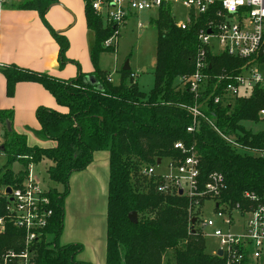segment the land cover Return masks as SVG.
Segmentation results:
<instances>
[{
  "label": "trees",
  "instance_id": "1",
  "mask_svg": "<svg viewBox=\"0 0 264 264\" xmlns=\"http://www.w3.org/2000/svg\"><path fill=\"white\" fill-rule=\"evenodd\" d=\"M54 3L56 0H27L18 7L39 11L47 23L44 16ZM86 15L88 27L95 36L91 49L95 70L91 75L96 83L87 81L90 74L81 71L75 78L64 80L14 64L0 68L6 78L7 96L14 95L20 82H38L60 106L68 109L66 113L46 106L37 109L41 125L38 135L55 141L53 147H30L24 136L6 128L2 153L8 158L0 167V217L7 214L3 191L20 184L27 177L31 163L48 159L51 161L47 169L50 180L61 184L64 190H51L54 216L49 232L52 241L38 245L35 264H92L77 259L83 250L81 244L60 245L64 203L71 175L85 170L93 162L95 151L108 150L106 264H164L170 250L175 252L173 264H224L222 257L206 253L205 238L196 228L197 221L192 222L191 203L186 196L159 193L156 178L150 179L147 194L133 183L141 165H156L160 158L179 156L174 144L182 141L200 154L202 185L212 172L224 175L227 189L221 196L223 200L243 203L245 191L264 194V157L237 151L204 118L198 120L194 131H188L194 124L193 114L188 110L195 104L194 96L187 89H177L175 84L179 77L194 71L200 23L190 30H182L175 25L169 7L161 8L151 22L158 31L155 85L145 94L134 80L126 81L131 69H121L119 85H114L109 74L100 69L101 53L115 49L103 45L113 30L104 28L89 4H86ZM51 31L59 44L60 64L64 66L71 61L66 56L69 41L61 32ZM210 60L212 74L224 69L231 71L243 64L226 53ZM263 103L264 93L255 90L251 97L239 98L233 110L211 104L206 114L216 127L236 136L243 145L264 148V129L253 132L242 124L247 120L258 121ZM0 115L4 120H11V114L1 112ZM15 161L23 165L22 170H13ZM132 211L138 213L137 224L128 217ZM22 239L23 232L7 224L6 230L0 233V264L4 263L3 256L8 250L22 249Z\"/></svg>",
  "mask_w": 264,
  "mask_h": 264
},
{
  "label": "built area",
  "instance_id": "2",
  "mask_svg": "<svg viewBox=\"0 0 264 264\" xmlns=\"http://www.w3.org/2000/svg\"><path fill=\"white\" fill-rule=\"evenodd\" d=\"M101 18L104 28H112L113 34L104 41L106 48L118 45L121 28L132 16L151 9L169 7L175 25L182 30H190L200 23L197 32V53L194 71L178 78V89H187L195 104L188 107L193 114L194 124L189 132L196 129L198 120L204 118L220 134L222 139L241 153L264 157V148L243 145L234 135L216 127L206 111L211 104L229 107L233 110L239 98L251 97L255 90L264 93V0H85ZM180 2L188 13L185 21H176L171 6ZM10 0H0L1 15ZM193 11V13H192ZM139 27L142 23L139 22ZM210 31V32H209ZM223 53L243 62L231 71L223 70L212 74L211 57ZM3 64H0V68ZM135 76V74H132ZM111 80V77H109ZM230 110V111H231ZM257 126L264 129V103L258 112ZM6 121L0 115V147L6 133ZM174 148L179 156L165 158L166 172H158L165 159L156 165H143L142 174L156 178L159 193L164 195L182 194L191 203V214L205 200L214 202L215 217L201 222V227L210 230L218 239L213 253L221 249L224 264H250L264 258V194L245 191L242 202H232L221 198L227 189L224 175L212 172L203 183L200 154L178 141ZM0 150V156L2 155ZM34 163L29 165L27 177L8 194L6 217H0V232L7 224H12L23 232L22 249L8 250L3 256V264H35L37 247L42 242H51L49 227L54 216L52 188H44L35 175ZM193 216V214H192ZM195 218V217H194ZM198 220V217H196ZM196 220V221H197ZM207 234V233H206ZM219 256V255H218Z\"/></svg>",
  "mask_w": 264,
  "mask_h": 264
},
{
  "label": "crops",
  "instance_id": "3",
  "mask_svg": "<svg viewBox=\"0 0 264 264\" xmlns=\"http://www.w3.org/2000/svg\"><path fill=\"white\" fill-rule=\"evenodd\" d=\"M26 1L10 2L2 12L0 64H14L64 80L75 78L81 71L90 74L87 77L90 82L89 78L95 70L91 59L95 36L88 27L85 0H56L44 16L47 23L39 11L18 7ZM139 16L130 17L124 30H129L131 21L135 22ZM51 29L61 32L69 41L66 56L71 61L64 66L60 64L59 44ZM101 55L100 69L110 72L111 82L119 85L121 73L116 83L114 73L102 65ZM40 106L68 112L38 82H20L16 85L14 95L7 96L6 78L0 72V113L11 114L12 132L24 136L30 147L56 146L55 141L42 139L38 135L41 125L36 112ZM109 180L108 150L95 151L93 162L85 170L74 172L70 177L60 245L81 244L83 250L77 257L79 261L106 264Z\"/></svg>",
  "mask_w": 264,
  "mask_h": 264
},
{
  "label": "rangeland",
  "instance_id": "4",
  "mask_svg": "<svg viewBox=\"0 0 264 264\" xmlns=\"http://www.w3.org/2000/svg\"><path fill=\"white\" fill-rule=\"evenodd\" d=\"M16 1L20 0H10V2ZM171 7V12L176 21L182 22L188 18L187 10L180 2L173 3ZM158 13L159 11L157 9L141 12L140 16L137 17L135 22L131 21L129 30L126 31L124 28H121L118 45L115 47L114 51H107L101 55L102 65L105 67V69L114 73V80L116 83L119 80V74L121 73L122 67L124 66L125 62L129 60L132 72L130 77L125 79L127 82L134 80L138 84L140 90L145 94H149L155 85L158 31L153 27L151 22L158 16ZM139 22L143 23L142 28L138 26ZM132 74H135V76ZM120 76L122 77V74ZM175 85L178 89V80ZM242 124H245L246 128L251 129L253 132L259 131L260 128V126L256 125L257 121L247 120L242 121ZM7 158L8 156H6L4 153L0 156V167H3L6 164ZM166 163L167 160L165 159L163 165L158 168L157 171L166 172L164 168ZM49 166L50 162L48 159H44L41 162L35 164V175L39 178L44 188H56L57 190L59 189V192H62L64 190L63 186L50 180L47 171ZM142 166L143 165H141L136 171L133 183L137 189L147 194L150 178H147L142 174ZM22 169L23 165L19 161H15L13 164V170L20 171ZM214 206L215 205L212 200H205L201 206L195 207L192 211V218L198 217L196 228L198 232L201 233V235L205 238L206 253H214L218 246V239L211 235V231L206 230L205 232V230L201 227V222H205L209 218L215 217ZM52 247L53 245L51 248ZM168 261H170L172 264L175 261V252L173 250L168 251L164 257V264H166ZM250 264H264V258L258 261L251 259Z\"/></svg>",
  "mask_w": 264,
  "mask_h": 264
},
{
  "label": "water",
  "instance_id": "5",
  "mask_svg": "<svg viewBox=\"0 0 264 264\" xmlns=\"http://www.w3.org/2000/svg\"><path fill=\"white\" fill-rule=\"evenodd\" d=\"M192 13H193V11H192ZM209 32H210V31H209ZM122 69H123V70H130V69H131V66H130V64H129V60H127V61L125 62V64H124V66H123ZM89 80H90V83H93V84L97 82L94 76H90ZM6 126H7L8 130L10 131V130H11V122H10L9 120H6ZM0 150H1V151H4V146H3V145L0 147ZM160 163H161V158L158 159V164H160ZM6 192H7L8 194H10V193L12 192L11 187H8V188L6 189ZM182 193H183V191L180 190V194H182ZM128 217H129L130 221H131L132 223H134V224H137V223L139 222L138 213H137L136 211H132V212H130L129 215H128ZM196 220H197V218L195 217V218L192 219V222L195 223ZM217 254H218L219 256H222V254H223L222 250L220 249V250L218 251Z\"/></svg>",
  "mask_w": 264,
  "mask_h": 264
}]
</instances>
